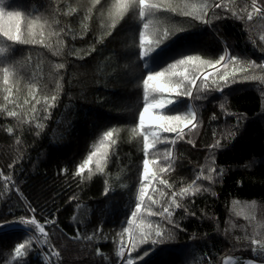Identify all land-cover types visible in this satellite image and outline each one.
<instances>
[{
  "label": "trees",
  "instance_id": "obj_1",
  "mask_svg": "<svg viewBox=\"0 0 264 264\" xmlns=\"http://www.w3.org/2000/svg\"><path fill=\"white\" fill-rule=\"evenodd\" d=\"M112 2L101 0L103 8L94 7L90 14L83 5L91 7V0L0 2L5 10H20L25 15L38 16L46 9L52 13V26L44 34V44L50 47L41 44L10 46L0 40V46L6 49L0 54V66L12 57H30L16 82L9 84L13 90L8 101L4 100L6 93L0 87V105L17 111L25 121L17 126V121L7 117L0 108V219L11 220L23 215L22 205L31 202L37 208V219L41 223L45 218L56 219L58 230L54 233L48 225L46 231L50 233L55 251L60 252L59 257L52 255L47 244L38 243L34 238L25 256H10L15 244L28 238L33 228L20 222L5 223L0 227V264H81L82 261L84 264H119L121 257L117 252L121 239L126 246L128 243L127 233L123 237L120 233L127 227L143 169L142 140L131 132L135 120L132 111L143 106L142 75L160 71L188 54L218 59L225 49L257 63L264 59L259 51L264 45L260 39L264 35V23L257 17L246 22V15L245 20H238L231 12L214 8L220 0H189L208 5L207 18L212 21V27L199 21L192 24L190 17L175 20L160 17L161 31L165 28L185 30L176 32L142 59H137L142 27L138 19L126 15L111 30V35H105L111 25L106 9ZM157 2L163 4L166 0ZM225 3L239 11L244 3L250 4V0H225ZM225 16L227 19L223 18ZM201 51L220 52L209 56ZM56 64L65 67L58 69ZM227 67L232 71L231 65ZM219 70L223 74V69ZM32 95L39 100L38 104ZM52 96H58L59 100L54 108L45 112L48 107L45 97L51 102ZM191 103L199 114L198 127L176 145L166 144L162 139L154 150L157 156L151 159L164 160L166 149H172L174 167L165 172L162 179L175 183L176 191L197 180L200 167L206 169L213 155L217 171L224 167L226 172L214 183L200 178L198 183L211 188L210 191L181 200L196 215L181 221L182 230L177 231L176 240L141 246L143 251L133 250L134 260L135 253L142 256L136 264H209V261L222 264L228 255L259 258L246 246L247 241H237L236 237H244L246 232L251 235L256 225L264 226V164L260 162L264 157V83L256 80L233 84L224 90L223 96L213 92L206 100ZM221 103L224 108L220 107ZM32 104H36L35 113ZM174 106H179L178 112H184L188 102L178 97L167 108ZM235 113L247 116L239 131L232 127L236 124ZM38 123L43 127L37 128ZM9 126L13 127L14 134L7 132ZM109 128L117 130L112 137L116 143L107 149L101 165L103 171L92 163L82 173H77L78 165L89 152L96 150L103 132ZM229 131L236 135L223 139ZM164 135L172 138V134ZM189 139L194 144H189ZM216 140H221L226 147L210 151L207 146ZM10 164L13 169L8 167ZM65 168L67 173L62 171ZM149 168L155 171L151 164ZM13 171L14 182L5 181L4 176L12 175ZM105 187L109 189L107 195ZM164 190L170 194L167 188ZM9 207L13 212L8 211ZM184 214L183 208L174 213L177 220ZM95 215H104V218L98 220ZM153 222L168 227L162 218L154 217ZM21 225L26 228H17ZM59 229L63 230V235L59 234ZM145 251H148L146 255Z\"/></svg>",
  "mask_w": 264,
  "mask_h": 264
},
{
  "label": "snow or ice",
  "instance_id": "obj_2",
  "mask_svg": "<svg viewBox=\"0 0 264 264\" xmlns=\"http://www.w3.org/2000/svg\"><path fill=\"white\" fill-rule=\"evenodd\" d=\"M83 6L87 7L89 14L94 7L103 8L101 0H91V7L87 5ZM213 7L216 9L222 8L226 12H231L238 20H245L246 15V22H251L254 17H257L264 23V0H260V2L258 0H250V4L244 3V6L239 11H236L235 6L226 4L225 0H220ZM70 11L74 12L76 9L70 8ZM106 11L107 17L111 20V25L109 26V32H106L105 35H111V30L115 29L126 15L140 21L142 27L139 29L137 59H142L159 44L170 39L176 32L185 30L183 28H177L175 31H171L165 28L161 31L160 25L163 21H161L160 17H166L167 20H175L176 17H190L192 18L190 21L192 24L199 21L202 25L212 27V21L207 18L208 5L190 3L189 0H166L163 4L157 2V0H113L107 6ZM51 16L52 13H49L47 9L45 13L33 16L25 15L20 10H5L3 7H0V40L7 41L10 46L17 44H41L45 47H50V45L44 44V34L52 26L50 23ZM101 16H104V11H101ZM223 18L227 19V16ZM63 31L61 29V33ZM61 33H49V35L59 36ZM260 39L264 41V35ZM5 50L4 46H0V54H3ZM259 51L264 54V45L260 47ZM219 52L209 54L201 51L200 53L217 56ZM29 59L30 57H21L19 59L12 57L8 62L0 66V87L6 93L4 95L5 101L10 99V94L13 90L12 87H9L10 82H16L19 73L26 69ZM129 63H132V61L129 60ZM228 65L232 66V71L228 70ZM55 67L62 69L65 65L56 64ZM124 67L127 68L128 64H125ZM221 68L223 69V74L219 70ZM256 72L264 73V59H261L260 63H257L256 60L250 59L247 56L241 57L240 54H232L229 49H225L223 54L218 55V59H204L200 54H188L169 63L160 71H149L142 75L143 106L132 111L135 115V120L133 121L131 132L137 139L142 140L143 169L139 178V188L135 196L134 207L131 208L130 215L127 217V227H123L120 233L121 237L127 233L128 243L126 247L125 242L121 239L117 255L119 257H125L126 253L129 255L126 258L120 259L119 264H136L139 259H142V256L137 252L135 253L136 259L134 260L131 254L135 249L143 251L141 246L148 244L155 246L159 243L176 240L177 231L182 230L181 221L187 219L189 216L196 215L195 212H190L181 203V200L194 198L201 192L206 193L210 191L209 187L198 183L201 177L204 181L214 183L217 177L222 178L226 172L224 167H220L217 171L215 166L216 160L213 155L206 169L203 166L200 167L197 180L176 191L175 183H170L168 180L162 179L163 174L171 171L174 167L172 149H166V159L164 160L158 161L157 159H151V157L157 156L154 150L158 144L163 139L166 144L176 145L177 141L183 140L189 131L198 127L197 121L199 114L195 111L191 103L192 101L206 100L213 92L221 93V96H223L224 90L233 84L256 80L264 83V75L257 76L255 75ZM33 91L30 86V92ZM178 97H183L188 102L187 111L178 112L179 106H174L170 109L167 108L168 105L174 104V101ZM32 99L37 104L39 103L35 95H32ZM58 100V96H52L51 102H49V99L45 97L44 103L48 107L44 111L48 112L51 108H54ZM220 107L224 108V104L221 103ZM0 108L7 114V117H11L17 121V126H22L25 123L22 115L18 114L17 111H10L4 105H0ZM31 108L34 113L37 111L36 104H32ZM150 111L155 113V115L152 118H146ZM136 112H138V117L136 116ZM165 112L173 114H162ZM233 115L236 116V124L232 127L239 131L243 121L247 120V116L242 113H235ZM36 127L42 128L43 125L38 123ZM115 131L117 130L109 128L103 132L99 146L95 151L89 152L87 158L78 165L77 173H82L92 163H95L98 170L103 171L101 165L105 160L107 149L110 145H115L116 143L112 139ZM7 132L14 134L13 127L9 126ZM166 133L172 134V138L169 139L168 136L164 135ZM37 134L39 135V133ZM213 135L215 136V132H213ZM235 135L236 132L229 131L227 137L223 139L234 137ZM188 143L194 144V141L189 139ZM207 147L210 151L219 150L226 147V144L222 143L221 140H216L214 144H210ZM260 162L264 164V157H261ZM150 164L155 171L150 170ZM8 167L10 169L14 168L13 164L8 165ZM62 171L67 173L68 169H62ZM14 177L15 171H13L12 175L4 176V180L14 182ZM158 185L164 187L162 188ZM165 188L170 191V194L164 190ZM16 190L19 191V186L16 187ZM108 191L109 189L105 187V195H107ZM212 195L215 196L216 193L212 192ZM23 199L26 201V198ZM22 207L24 209L23 215H19L17 218L11 220L6 217L0 219V227L5 223L20 222L25 225H30L33 228L32 234L24 241L16 243L9 255L14 258L25 256L27 250L32 248L33 239L35 238L36 242L47 244L52 255L59 257L60 252L55 251V246L49 239L50 233L46 231V226L48 225L52 226L54 233L58 230L56 219L45 218L44 222L41 223L37 219V208L33 207L31 202L26 201ZM181 208L184 209L185 214L180 217V220H177L174 213ZM8 211L13 212L12 207H9ZM29 212L32 214L29 215ZM41 214H43L42 209ZM154 217L162 218V221L167 222L168 227H162L160 223H154ZM245 218L250 219V217ZM36 233H39V236H36ZM59 234H64L62 229H59ZM88 239L90 240L91 237ZM242 239L247 241L246 246L250 247L260 257L259 261L246 260L244 264H264V226L256 225L251 235L246 232L244 237H236L237 241H241ZM96 251L97 253L100 252L99 249ZM148 251H151V247L148 248ZM148 251H145L144 255ZM104 260H108V258L104 257ZM81 264H84V262L82 261ZM209 264H211V261H209ZM225 264H233V261L231 258L226 257Z\"/></svg>",
  "mask_w": 264,
  "mask_h": 264
},
{
  "label": "rangeland",
  "instance_id": "obj_3",
  "mask_svg": "<svg viewBox=\"0 0 264 264\" xmlns=\"http://www.w3.org/2000/svg\"><path fill=\"white\" fill-rule=\"evenodd\" d=\"M153 116H154V114L151 111L147 114V117H149V118H152ZM95 218L96 219L99 218L98 220H102L104 218V215L99 216V217H97L95 215ZM27 226L30 227V225H27ZM21 227L22 228H26L24 225H21L20 227H17V228H21ZM37 234H39V233H37ZM226 257L227 258H231V260L233 261V264H244V261H246V260H257V261H259V259H260V257L259 258H254V257L243 256V255H228ZM226 257L223 258L222 264H225V258Z\"/></svg>",
  "mask_w": 264,
  "mask_h": 264
},
{
  "label": "bare ground",
  "instance_id": "obj_4",
  "mask_svg": "<svg viewBox=\"0 0 264 264\" xmlns=\"http://www.w3.org/2000/svg\"><path fill=\"white\" fill-rule=\"evenodd\" d=\"M222 100H223V99H222ZM212 102H213V100H212ZM212 102H211V103H212ZM217 104H219V103H217ZM231 106H232V105H231ZM220 129H221V128H220ZM7 174H8V173H7ZM27 189H28V188H27ZM210 189H211V188H210ZM91 258H92V257H91Z\"/></svg>",
  "mask_w": 264,
  "mask_h": 264
}]
</instances>
